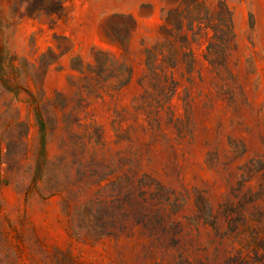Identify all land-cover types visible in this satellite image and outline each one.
Instances as JSON below:
<instances>
[{
	"label": "rangeland",
	"instance_id": "rangeland-1",
	"mask_svg": "<svg viewBox=\"0 0 264 264\" xmlns=\"http://www.w3.org/2000/svg\"><path fill=\"white\" fill-rule=\"evenodd\" d=\"M0 264H264V0H0Z\"/></svg>",
	"mask_w": 264,
	"mask_h": 264
}]
</instances>
